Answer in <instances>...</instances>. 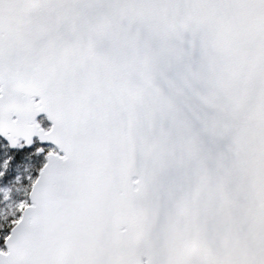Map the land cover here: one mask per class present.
I'll return each instance as SVG.
<instances>
[{
	"label": "snow or ice",
	"instance_id": "obj_1",
	"mask_svg": "<svg viewBox=\"0 0 264 264\" xmlns=\"http://www.w3.org/2000/svg\"><path fill=\"white\" fill-rule=\"evenodd\" d=\"M0 264H264V0H0Z\"/></svg>",
	"mask_w": 264,
	"mask_h": 264
}]
</instances>
